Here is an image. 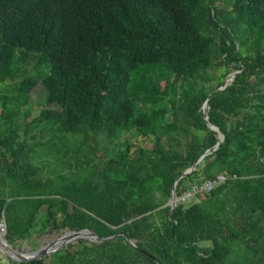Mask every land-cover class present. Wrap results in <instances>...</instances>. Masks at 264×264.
I'll return each instance as SVG.
<instances>
[{
	"label": "trees",
	"instance_id": "trees-1",
	"mask_svg": "<svg viewBox=\"0 0 264 264\" xmlns=\"http://www.w3.org/2000/svg\"><path fill=\"white\" fill-rule=\"evenodd\" d=\"M39 82L60 109L30 119ZM0 85L7 238L114 236L15 264H264V0H0ZM133 126L151 147L94 161ZM207 150L177 195L226 181L172 209Z\"/></svg>",
	"mask_w": 264,
	"mask_h": 264
},
{
	"label": "rangeland",
	"instance_id": "rangeland-1",
	"mask_svg": "<svg viewBox=\"0 0 264 264\" xmlns=\"http://www.w3.org/2000/svg\"><path fill=\"white\" fill-rule=\"evenodd\" d=\"M33 65H34V63L29 68L32 69ZM35 70H31L30 72H28L27 75L33 76L35 74V72H33V71H35ZM2 87H3V85H0V89H2ZM30 95H31V99H30L29 106L33 107V109H32L33 114L31 115L30 119L38 116L42 110H45V109H56V110H58V108L60 109V106L52 104L49 102V99H48L49 93H48L46 87L44 86V84L42 82H39L37 84V86L31 91ZM174 99H175V95L171 94L168 101H172ZM160 106L161 105H157L156 107L159 108ZM46 134H48V133H46ZM126 137L130 138L131 142L134 145V149H136L139 146L151 147L152 143H153L152 137H146L144 134L139 133L134 126L132 127V129L129 132L123 134L122 137H120V139H118L117 141H113V142H108L105 139H103L102 136L96 135V136L90 138V142L96 148L94 161L96 163H99L103 159H106L108 157V155H114L116 153V151L122 146L121 143L124 141V139ZM43 138H44V136H38V139H43ZM28 141L31 144L33 143V140H31V139H28ZM42 150H43V148H36V153H38V157L31 158L30 161L32 163L38 164V165L42 164L41 163L42 158H40V156H39V154L42 152ZM90 154H92V153H90ZM91 156H94V155H91ZM54 166L58 167L59 164L55 163ZM47 171H50V170H47ZM190 192H187L181 198L180 201H183L187 204L197 201L195 194L194 193L189 194ZM2 219H5V216ZM5 221H6V219H5ZM66 231L67 230H60V231L54 230L53 232L48 233L44 236H40L38 233H36L31 238H27V239H17V237L15 236V233L12 231L10 236H9L10 239L7 238V235H6V238L15 248L19 249L20 251H24V249L26 247H28L29 250H37L41 246L47 245L51 241L58 239ZM0 259L2 261L12 260L3 251H0Z\"/></svg>",
	"mask_w": 264,
	"mask_h": 264
},
{
	"label": "water",
	"instance_id": "water-1",
	"mask_svg": "<svg viewBox=\"0 0 264 264\" xmlns=\"http://www.w3.org/2000/svg\"><path fill=\"white\" fill-rule=\"evenodd\" d=\"M238 74V71H234L231 74L228 75V77L226 78L224 84L217 88L214 92H212L210 94V96L208 97L207 101L204 104V108L205 109H209L210 105H209V101L210 99L213 97V95L218 91V90H224L226 89L229 84L234 80V78L236 77V75ZM206 120L208 121L209 127L213 130H216L219 133V142L216 144L217 148L220 143L224 140L225 136L224 134L220 131V129L213 125L212 123H210L209 121V116H206ZM209 153H211V150H207L195 163L192 167L188 168L181 177H179L175 183H174V187H173V192H172V198L170 200V202L168 203L169 205L172 206V209H174L178 202L181 200L182 197H179L177 195V186L179 181L191 174L195 169L196 166L203 160V158L208 155ZM7 235V232H6ZM5 236L0 235V248L3 250V252L13 261L21 263V262H29V261H33V260H38V259H43L47 256H50L51 254H53L54 252L60 250L61 248H63L64 246L68 245L69 243H72L78 239H88L90 241L93 242H102L108 239L113 238L114 236H109L103 239H100L99 235L94 232L93 230L86 228V229H82V230H73V229H69L67 230L61 237H59L58 242L55 244V246H53L52 248H48L49 245H43L41 246L39 249L37 250H29L28 247H26L24 249V251H20L19 249L15 248L6 238ZM128 240L131 242V244L133 246H137L135 244V242L131 239L128 238ZM48 248V249H47Z\"/></svg>",
	"mask_w": 264,
	"mask_h": 264
},
{
	"label": "built area",
	"instance_id": "built-area-1",
	"mask_svg": "<svg viewBox=\"0 0 264 264\" xmlns=\"http://www.w3.org/2000/svg\"><path fill=\"white\" fill-rule=\"evenodd\" d=\"M227 177L225 175H220L218 178L214 180H209L208 182H205L201 185L194 186L192 188V191L189 194H197L200 191H206L209 192L212 189L222 185L226 181ZM7 232V226L5 219L0 220V235L5 236ZM0 251H3L0 249ZM0 264H15V261L9 260V261H2L0 259Z\"/></svg>",
	"mask_w": 264,
	"mask_h": 264
},
{
	"label": "bare ground",
	"instance_id": "bare-ground-1",
	"mask_svg": "<svg viewBox=\"0 0 264 264\" xmlns=\"http://www.w3.org/2000/svg\"><path fill=\"white\" fill-rule=\"evenodd\" d=\"M58 240H59V238L58 239H56V240H53V241H51L48 245H49V247L48 248H52L53 246H55V244L58 242ZM53 245V246H52ZM47 248V249H48Z\"/></svg>",
	"mask_w": 264,
	"mask_h": 264
}]
</instances>
